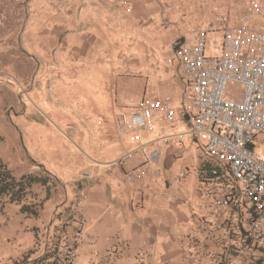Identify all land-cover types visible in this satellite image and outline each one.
Masks as SVG:
<instances>
[{
  "label": "rangeland",
  "instance_id": "obj_1",
  "mask_svg": "<svg viewBox=\"0 0 264 264\" xmlns=\"http://www.w3.org/2000/svg\"><path fill=\"white\" fill-rule=\"evenodd\" d=\"M242 2L0 0V159L15 178L33 174L45 182L33 184L22 202L35 212L15 202L0 207V264L62 258L53 244L78 193L82 160H103L96 147L111 144L113 114L146 87L171 96L177 131H186L187 88L168 46ZM220 40L221 33L209 34L207 51L218 52ZM255 142L264 152V136ZM157 148L172 191L201 213L199 169L208 158L199 143L185 136Z\"/></svg>",
  "mask_w": 264,
  "mask_h": 264
},
{
  "label": "built area",
  "instance_id": "obj_2",
  "mask_svg": "<svg viewBox=\"0 0 264 264\" xmlns=\"http://www.w3.org/2000/svg\"><path fill=\"white\" fill-rule=\"evenodd\" d=\"M216 16L190 26L168 46L187 88L181 101L186 131H177L171 96L159 97L146 87L138 100L113 114L110 140L123 149L102 166L119 167L140 156L137 166L124 170L125 180L148 178L155 185L161 175L156 145L190 137L208 158L200 169L202 195L210 207L204 219L219 220L228 233L235 229L242 248L264 260V152L255 142L264 136V0H243L239 8ZM216 33H221L214 46L218 52L209 53L207 37ZM85 197L79 188L71 207L77 210ZM82 222L80 217L79 226ZM61 228L53 250L62 251L58 264H72L80 228L72 235Z\"/></svg>",
  "mask_w": 264,
  "mask_h": 264
},
{
  "label": "crops",
  "instance_id": "obj_3",
  "mask_svg": "<svg viewBox=\"0 0 264 264\" xmlns=\"http://www.w3.org/2000/svg\"><path fill=\"white\" fill-rule=\"evenodd\" d=\"M108 140L111 144L105 148L96 147L103 160L100 156L82 160L74 188L83 187L86 197L77 210L70 205L61 219L69 235L80 228L72 264H264L241 247L237 235L218 225L219 220L204 219L210 207L203 195L201 213H196L172 191L162 170L155 185L148 178L125 180L124 170L137 166L140 156L105 169L102 163L115 159L123 149ZM83 172L90 177H83ZM52 260L38 256L28 263Z\"/></svg>",
  "mask_w": 264,
  "mask_h": 264
},
{
  "label": "trees",
  "instance_id": "obj_4",
  "mask_svg": "<svg viewBox=\"0 0 264 264\" xmlns=\"http://www.w3.org/2000/svg\"><path fill=\"white\" fill-rule=\"evenodd\" d=\"M36 183H41L43 185L45 182L41 180L38 175L33 174H26L22 175L19 178H15L12 172L8 169L7 165L0 159V207H2L5 202H15L18 204H22L27 194L31 192V186ZM22 209L24 211L30 210L35 212L24 203L22 204ZM232 233L238 236V233L235 229L231 231V234ZM250 253L254 254L255 252L251 250ZM47 256L48 255L43 257ZM51 256L53 257V260L56 259L53 253L51 254ZM57 258L59 260L61 259L59 255L57 256ZM256 259L263 260L260 255H258V258Z\"/></svg>",
  "mask_w": 264,
  "mask_h": 264
}]
</instances>
